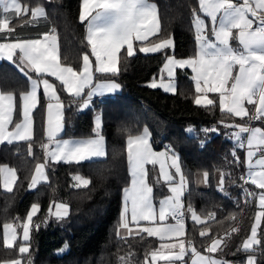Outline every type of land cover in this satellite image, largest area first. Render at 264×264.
I'll return each instance as SVG.
<instances>
[{
	"label": "trees",
	"instance_id": "trees-1",
	"mask_svg": "<svg viewBox=\"0 0 264 264\" xmlns=\"http://www.w3.org/2000/svg\"><path fill=\"white\" fill-rule=\"evenodd\" d=\"M81 0H20L29 6H41L46 15L23 28V20L12 21L17 31L13 36L31 38L55 30L58 36L60 60L74 69L81 66V57L87 51L84 24L79 20ZM156 4L160 31L148 41L171 38L173 46L159 53L144 54L137 49L130 58L120 57L119 72L100 75L112 78L120 85V91L106 96L95 107V100L88 108L81 109L62 87H58L64 104V137H86L95 134L94 115H101L97 131L104 137L106 155L80 163H49L48 180L35 189H29L36 163L43 159L41 144L44 139V96L40 92L39 105L34 111L33 132L30 141L0 143V165L8 164L16 170L17 181L11 192L0 186V261L21 258L22 264H122L120 257H127L129 264H146L149 253L159 248L161 240L146 233L121 239L116 234L121 208V192L129 182L127 169V138L138 134L142 127L151 129V142L159 141L174 150L186 178L187 190L182 198L186 208L185 238L193 247L203 249L215 237L224 238L225 244L214 253L232 264H245L248 255L256 257V264H264V243L255 251H239L248 236L256 210V197H246L241 191L240 174L244 170L242 149L227 137L226 130L201 133L199 136L185 131L192 124L229 121L241 123L235 116L222 112L216 104L204 107L194 103L195 88L189 69H177L174 75L175 92L152 88L148 81L158 75L166 56L193 57L196 40L193 25V9L198 10L197 0H151ZM30 14L25 19H30ZM11 39V37H9ZM55 84L59 85L58 82ZM28 89V80L9 61H0V91L12 92L19 98ZM20 112H13V124ZM29 143L33 155H29ZM155 147V146H154ZM160 148V147H155ZM239 157L236 162L232 153ZM149 183L154 186L156 201L167 189L157 183L158 170L147 165ZM208 173L207 187L195 188L192 174ZM225 173L223 188L214 186V173ZM79 174L90 181L87 187L71 185L72 176ZM248 192H255L250 183ZM69 205V214L58 219L47 213L51 202ZM33 203L40 211L33 217L31 254L20 257L18 247L5 249L2 227L5 223L21 221ZM191 206L202 223H195L189 216ZM214 213V217L211 215ZM238 228V232L232 229ZM207 236L201 237L200 232ZM258 238L264 240V219L258 230ZM67 248L65 249V246ZM64 249V251H60Z\"/></svg>",
	"mask_w": 264,
	"mask_h": 264
},
{
	"label": "snow or ice",
	"instance_id": "snow-or-ice-1",
	"mask_svg": "<svg viewBox=\"0 0 264 264\" xmlns=\"http://www.w3.org/2000/svg\"><path fill=\"white\" fill-rule=\"evenodd\" d=\"M0 8L4 13L0 17V41H7L0 42V59H6L13 64L30 83L29 90L20 93L18 99L12 92L0 91V143L30 141L34 111L39 105L41 90L50 101L46 107L44 128L48 143L40 146L44 153V162H38L35 165L31 182L28 185L31 190L48 180L47 168L50 162L78 164L106 155L104 137L97 131L101 126L99 118L93 129L96 133L93 138L58 139L64 128L65 107L60 99L58 87H62L81 109L89 107L93 96L118 90L120 85L114 80L103 84L94 83V75L100 73L115 76L120 70V57L130 58L136 55L137 49L134 47V42H147L150 36L160 31L158 10L148 0H82L79 19L81 23L87 24L85 39L90 52L82 54V65L77 71L61 63L58 36L54 29L40 34L35 39L13 36V33L18 30L17 27L11 26L13 20H23V23L18 26L20 28L31 25L46 15L43 7L22 4L20 0H0ZM199 13L209 18L210 28ZM29 14L31 18L25 19ZM193 25L196 31V54L187 59L166 56L161 72L166 73L167 80L161 79L158 84L154 79L149 86L163 87L166 91L175 92L173 77L176 70L190 68L194 73L192 79L195 82L197 93L194 99L196 105L216 106L217 101L209 98V94L214 93L218 94V106L222 112L226 111L243 119L249 116L248 109L245 107V102H247V104L255 105L256 108L251 119H264V0H242L240 3L233 2V0H199V9H193ZM232 41H237L239 47H233ZM172 46L173 41L168 38L151 46L139 47L138 51L144 54L159 53ZM91 57H94V62ZM49 77L59 81V85L51 82ZM256 97H258V102ZM14 111L20 112L22 120L15 123L14 128L8 130L6 126L13 123ZM225 127L235 128L237 131L233 135L238 147L248 149L246 157L249 170L246 178L242 176L241 179L246 184L250 183L259 189L258 192H248L245 189L246 197L258 199V207L261 211L256 213L251 233L239 249L243 252L255 251V246L264 243V240L258 238V230L264 219V128H252L243 124H228ZM187 131L191 133L193 129L189 128ZM202 131L215 132L217 129L213 127ZM244 134H247L246 138ZM149 137L148 129L145 128L142 134L129 136L127 139V162L131 180L130 186L123 190L121 221L116 234L125 240L128 236L135 237L142 233H146L149 237H159L161 241L176 239L178 243L161 245V249H166L167 254L161 249L150 253L153 262L159 259L164 260L166 264H176L183 260L188 251L183 238L185 223L182 196L185 178L181 173L175 153L173 152L169 157L167 152L153 151ZM28 151L30 156L33 155L31 143H29ZM258 153L261 154L254 164L260 170L256 171L253 170V157H256ZM232 155L239 163L235 149ZM168 159H171V164H167ZM149 164L154 166L159 164L160 172L157 183L162 178L171 193L159 201L158 210L152 198L154 186L149 183L147 168ZM172 168L175 169L174 173L167 170ZM203 175L206 181L208 173L205 172ZM225 175V173L220 174L221 190ZM74 179L76 183L73 186L76 188L87 187L90 183L88 179L79 175ZM0 180H2L3 188L11 192L17 181L16 170L8 165H0ZM53 206L56 209L54 215L58 219H63L69 214L67 204L53 201L50 211ZM39 211L40 205L33 203L24 222L20 225L22 235H18L17 226L14 224L3 225L5 249L18 247L20 257L30 256V233L34 228L38 230L40 227V225L33 224V217ZM188 211L191 212V218L195 223H202L201 218L191 206L188 207ZM211 215L214 217L215 214ZM169 218L175 223H168ZM141 222H147L153 226H144ZM130 224L135 226V232ZM120 229L126 230L127 235L121 236ZM232 231L238 232L239 229L234 228ZM207 235L206 231L200 232L201 237ZM191 244L192 242L188 241L190 251L196 257L193 264H228L226 261H218L201 255ZM222 244H225L224 238L212 239L207 251L216 253ZM176 248L179 249L178 252L173 251ZM130 256L131 253L119 259L122 264H129ZM0 264H22V259L0 261ZM29 264H31L30 260ZM245 264H256V257L248 255Z\"/></svg>",
	"mask_w": 264,
	"mask_h": 264
},
{
	"label": "crops",
	"instance_id": "crops-1",
	"mask_svg": "<svg viewBox=\"0 0 264 264\" xmlns=\"http://www.w3.org/2000/svg\"><path fill=\"white\" fill-rule=\"evenodd\" d=\"M198 1V9H199V0H197ZM148 2L150 3V4H154L155 6H156V4L153 2V1H151V0H148ZM233 2H236V3H240V2H242V0H233ZM81 7H82V0L80 1V7H79V16H80V11H81ZM157 8V7H156ZM200 14V16H201V18L202 19H204L205 20V22L209 25V28L211 27V22H210V20H209V18L208 17H206L203 13H199ZM4 15V13H3V11H2V8H0V17H2ZM251 18V17H250ZM41 19V18H40ZM80 20V19H79ZM84 24V29H85V38H86V35H87V32H86V28H87V24L86 23H83ZM256 25L254 24V27H255ZM235 31V30H234ZM47 32H50V31H47ZM45 33V32H44ZM195 35H196V31H195ZM39 36H37V37H31V38H26V39H35V38H38ZM152 36H150L149 37V39L151 38ZM148 39V40H149ZM161 40H159V41H153V42H149V41H147V42H144V43H141V42H139V41H135L134 42V47L135 48H139V47H142V46H151V45H154V44H156V43H158V42H160ZM0 42H7V41H0ZM232 43V46L233 47H239V45H238V42L237 41H232L231 42ZM86 52H90V48H88L87 49V51ZM196 52H197V42H196V49H195V54H196ZM169 56H173V55H169ZM176 59H187V58H189V57H176V56H174ZM91 59L93 60V62H94V57H91ZM2 60H6V59H0V61H2ZM7 61V60H6ZM164 62H165V59H164V61H163V63H162V65L164 64ZM81 65H82V57H81ZM81 67V66H80ZM80 69V68H79ZM79 69H75V70H77V71H79ZM187 69H189V75H190V77L192 78L193 76H194V73L191 71V69L190 68H187ZM100 75H110V74H100V73H95V75H94V83H100V84H103V83H105L106 81H110V80H114V79H112V78H105V77H102V76H100ZM175 75V74H174ZM158 77V75L155 77V78H157ZM35 78V77H34ZM164 78V79H163ZM49 79H50V81L51 82H53V83H55V82H58L59 83V81H56L55 80V78H52V77H49ZM162 79L163 80H165L166 79V77L163 75L162 76ZM173 79H174V77H173ZM193 80V79H192ZM117 84H119L116 80H114ZM174 81V85H175V88H176V83H175V79L173 80ZM193 86H194V88H195V82H194V80H193ZM29 88H30V83H29V81H28V89L27 90H29ZM158 88H160V89H162L163 91H166L163 87H158ZM26 90V91H27ZM64 90V89H63ZM88 90L86 89V92H87ZM120 91V88L118 89V90H116L115 92H112V93H109V92H105L103 95H95V96H93V98H92V101H91V104L90 105H92L93 104V102H94V100H96L97 99V97H99V96H112V95H114V94H116V93H118ZM23 92H25V91H23ZM166 92H169V91H166ZM41 93H42V95H43V92H42V90H41ZM197 95V93L195 94V96ZM44 96V95H43ZM209 98H212V99H215L216 101H217V104H218V94H209ZM44 99H45V101H44V122H43V130H44V128H45V119H46V107H47V104L50 102L45 96H44ZM194 99H195V97H194ZM256 100H257V102H258V97H256L255 98ZM51 102H53L54 103V101H51ZM89 105V106H90ZM245 107L248 109V112H249V114L252 112V111H255L256 112V108H255V105H252V104H247V102H245ZM234 116V115H233ZM236 118H238V117H236ZM247 117H245V118H243V119H241V118H238V119H240V120H244V119H246ZM12 119H13V116H12ZM21 120H22V115L20 114V118H19V120L16 122V123H19V122H21ZM264 120V119H263ZM14 126H15V124H9V125H7L6 127L8 128V130H11L12 128H14ZM257 127H259V128H264V123H255L254 125H252V128H257ZM62 132H63V130H62ZM62 132L59 134V136H58V139H61V140H81V139H88V138H93L94 136H95V134L94 135H92V136H86V137H64V136H62ZM148 132H149V134H150V137H149V139H150V143L153 145V143L151 142V129L149 128L148 129ZM233 134H234V132H233ZM138 135V134H137ZM132 136H136V135H132ZM128 139V138H127ZM231 139L233 140V141H235V138H234V135H232V137H231ZM236 142V141H235ZM44 143H48V140H47V138H46V136H45V133H44V139H43V141H42V144H44ZM50 147H51V145H50ZM154 147V146H153ZM155 148V147H154ZM155 149H157V148H155ZM158 149H160V148H158ZM247 151H248V149H247V147H245V148H243L242 149V160H243V167H244V170L246 171V172H248V165H247V157H246V153H247ZM43 152V151H42ZM155 152H157V153H160L159 151H155ZM261 153H258L257 154V156L256 157H253V165H254V167H253V170H256V171H259L260 169L258 168V167H255V164H254V162H255V160L259 157V155H260ZM126 156H127V148H126ZM179 160V159H178ZM42 162H44V153H43V159L41 160ZM40 162V161H39ZM179 162V161H178ZM179 164H180V162H179ZM1 165H8V164H1ZM9 166V165H8ZM156 166H157V170H158V165L156 164ZM9 167H11V166H9ZM11 168H13V167H11ZM127 169H128V172H129V167H128V162H127ZM34 170H35V168H34ZM34 170H33V173H34ZM33 173H32V175H33ZM182 174H183V176H184V178H185V175H184V173H183V170H182V172H181ZM204 173H202V172H199V171H197V172H194L193 174H192V179H193V185H194V187L195 188H205V187H207V185H208V183H207V180L205 181V178H204V175H203ZM219 179H220V175L218 174V173H214V186L215 187H217V188H220V186H219ZM130 180H131V177H130V173H129V182H128V184L122 189V192H121V198H122V202H121V208H120V216H119V224H120V221H121V212H122V208H123V200H124V192H123V190L125 189V188H127V187H129L130 186ZM164 183V182H163ZM165 184V183H164ZM253 188H254V190H255V192H258L259 191V189H257L254 185H252V184H250ZM0 186H1V189L2 190H4V191H7V190H5L4 188H3V183H2V180H0ZM165 186H166V184H165ZM167 189V188H166ZM186 190H187V183H186V178H185V185H184V194H185V192H186ZM166 194H168V191H166V193L164 194V195H166ZM184 194H183V196H184ZM163 195V196H164ZM162 196V197H163ZM183 196H182V198H183ZM152 198H153V194H152ZM258 199L256 198V204H257V210H256V213L258 212V211H261V209L258 207V201H257ZM153 202H154V204L156 205V207H157V210H158V205H157V203H158V201H155L154 200V198H153ZM53 202H51L50 204H49V206H48V208H47V213H50V214H52V215H54V213H55V211H56V209H55V207L53 206L52 207V209H51V211H50V205L52 204ZM61 203V202H60ZM187 213H188V210H187ZM256 213H255V215H256ZM190 216V215H189ZM131 219V217H130V214H129V220ZM168 223H175V221L174 220H172V219H169L168 221H167ZM142 223V225H144V226H153V225H151V224H148L147 222H141ZM185 223V229H186V222H184ZM253 223H255V216H254V219H253V222H252V225H253ZM118 224V225H119ZM252 225H251V227H252ZM118 227V226H117ZM130 227L133 229V232H135V230H136V228H135V226L134 225H131L130 224ZM185 229H184V240H185V246H186V249H188V251H187V254L184 256V259L183 260H185L184 262H185V264H193V260L194 259H196V257H194L193 256V254L191 253V251H190V248H189V246H188V241H190V240H186V238H185ZM116 231H117V229H116ZM120 232H121V236H126L127 235V231L126 230H124V229H120ZM250 233H251V228H250V231H249V234H248V236L250 235ZM248 236L245 238V239H247L248 238ZM156 238H158L159 240H160V238L159 237H156ZM213 239H220L219 237H215V238H213ZM244 239V240H245ZM243 240V241H244ZM211 242H212V239H211V241L207 244V245H205V247L203 248V249H197V251L199 252V253H201V255H204V256H209L210 257V255L212 254V253H209L208 251H206L207 249H208V247L211 245ZM164 243H178V241L176 240V239H172V240H168V239H165L164 241H161V244H160V246L162 245V244H164ZM243 243V242H242ZM159 246V247H160ZM191 246H193L192 244H191ZM175 251H179V249L178 248H176V249H174ZM213 255H215L214 253H213ZM215 257L216 258H214L215 260L216 259H218V261H222L221 259L222 258H220L219 256H216L215 255Z\"/></svg>",
	"mask_w": 264,
	"mask_h": 264
},
{
	"label": "rangeland",
	"instance_id": "rangeland-1",
	"mask_svg": "<svg viewBox=\"0 0 264 264\" xmlns=\"http://www.w3.org/2000/svg\"><path fill=\"white\" fill-rule=\"evenodd\" d=\"M162 67H163V65H161V67H160V70H159V73H158V77H157V78H155V77H154V78H151V79L148 81V85H149L154 79H155L156 82L159 84V83L161 82V79H162V76H163V75L166 77L165 81L167 80L166 73H162V72H161ZM163 79H164V78H163ZM173 80H174V79H173ZM173 83H174V81H173ZM169 92H170V91H169ZM97 118H99V120H100V125H101V121H102V119H101V115H100L99 113H96V114L94 115V119H93L94 128H95V126H96ZM145 128L149 129L150 127H149L148 125L143 126L142 129H141V131L138 133V135L142 134ZM189 128L193 129V131H192L191 133H189V132L187 131V129H189ZM185 131H186L187 133H189V134H194L195 136H199V135H201V132L199 131V129L196 128V126H194V125H192V124L186 125ZM136 135H137V134H136ZM163 144H164V143H163ZM151 145H152V144H151ZM166 145H167V144H166ZM166 145L164 144L163 147H160V149H158V148L155 149V148L153 147V145H152V148H153V151L167 152L169 157H171L172 153L174 152L175 155L178 157L177 153H176L174 150H171V149H170L171 151H169L168 149H166ZM178 161H179V160H178ZM171 162H172L171 159H168L167 164H171ZM39 163H43V162L40 161ZM178 163H179V162H178ZM157 165H158V176H157V177H159L160 168H159V164H157ZM179 166H180V164H179ZM180 169H181V172H182V168H181V166H180ZM167 170H170V171H172L173 173L175 172V169H174V168H172V169H167ZM77 175H79V174H75V175L72 176L71 185H74V184L76 183V180L74 179V177L77 176ZM79 176L82 177L81 175H79ZM83 178H84V177H83ZM178 179H179V177L177 176V180H178ZM160 181H161V182H164L162 178H160ZM30 182H31V179H30ZM30 182H29V183H30ZM28 185H29V184H28ZM166 188H167L168 194L164 195L163 197L161 196V197H159V198L156 200V201H158V203H157L158 207H159V201H160V200L164 199L166 196L171 195V193H170V191H169L167 185H166ZM257 201H258V200H257ZM30 207H31V206H30ZM29 209H30V208H29ZM29 209H28V210H29ZM27 212H28V211H27ZM27 212H26L25 216L23 217V219H22L21 221H18L17 223H12V222H11V223H5V224H14L15 226H17L18 235H22V228L20 227V225L24 222V219H25V217H26V215H27ZM190 217H191V212H190ZM3 225H4V224H3ZM3 231H4V229H3V227H2V236H3ZM30 235L32 236V231H31ZM159 246H160V245H159ZM157 249H161V246H160L159 248H157ZM157 249H156V250H157ZM161 250L165 251V254H167V250H166V249H161ZM153 251H154V250H153ZM173 251H175V250H173ZM206 251H207V250H206ZM151 252H152V251H151ZM151 252H150V253H151ZM177 252H178V251H177ZM150 253H149V255L147 256V258H146V260H145L146 264H166V262H165L164 260H159V259H157L156 261L153 262ZM210 257L213 258V259L216 258L215 255H213V253L210 255ZM183 259H184V257H183ZM216 260H218V259H216ZM221 260H222V261H226V262H228V264H232V262L229 261V260H225V259H221ZM4 261H6V260H4ZM184 261H185V260L178 261V262H176V264H185Z\"/></svg>",
	"mask_w": 264,
	"mask_h": 264
},
{
	"label": "built area",
	"instance_id": "built-area-1",
	"mask_svg": "<svg viewBox=\"0 0 264 264\" xmlns=\"http://www.w3.org/2000/svg\"><path fill=\"white\" fill-rule=\"evenodd\" d=\"M105 98V96H99L97 97V99L95 100V107H99L100 103L103 101V99ZM255 114V111H252L249 116L244 119L243 122L241 123H236V122H229V121H210L208 123H200L199 124V131L201 133H205L204 131H202L203 129H211L213 127H215L217 129V131L219 130V128H223L226 130V133H227V137L228 138H231L232 135H233V132L237 131L235 128H229V127H225V125H228V124H243L245 126H248V127H252V125H254L255 123H264V120L261 119V120H254V119H251V117ZM245 135V138L247 136V134H244ZM164 144H161L159 141H154V146L155 147H163ZM166 149H170L169 145H166ZM237 156V155H236ZM234 157V156H233ZM235 158V157H234ZM245 177L247 176V172L245 170H243L240 174V185H241V191L243 192V194L246 196V192H245V189H246V183L244 182V180L241 179V177ZM248 184V183H247ZM183 203V202H182ZM184 205V204H183ZM184 222L186 221L187 219V215H186V208H185V205H184ZM171 219V218H169ZM208 244V243H207ZM206 244V245H207ZM205 247V246H204Z\"/></svg>",
	"mask_w": 264,
	"mask_h": 264
}]
</instances>
